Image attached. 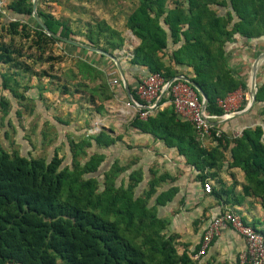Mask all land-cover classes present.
<instances>
[{
    "label": "trees",
    "instance_id": "trees-1",
    "mask_svg": "<svg viewBox=\"0 0 264 264\" xmlns=\"http://www.w3.org/2000/svg\"><path fill=\"white\" fill-rule=\"evenodd\" d=\"M44 1L37 0L36 9L51 32L121 57L125 38L105 18L74 30ZM125 27L139 40L127 61L119 60L133 98L145 104L130 85L142 76L157 73L164 81L188 76L207 97L213 143H204L172 107L157 108L146 118L140 116L144 109L137 111L129 126L176 148L202 183L214 178L218 184L220 170L240 168L242 195L257 198L264 210V120L244 128L240 136L223 130L227 121L219 122L226 113L219 100L248 91L247 80L229 66V50L233 43L264 42V0H137ZM91 56L107 59L117 71L109 58L43 31L32 18V0L8 2L0 9V65L12 70L0 74V89L10 96H0L2 119L11 109L10 98L33 111V100L25 95L30 86L21 82L24 76L45 78L59 94L78 95L100 113L116 85L92 64ZM169 98L162 96L157 106ZM249 111L264 116V77L259 75ZM84 136L68 139L69 159L57 149L50 157H33L0 146V264H209L186 249L178 252V235L164 233L167 220L158 215V206L178 192L176 186L163 189L174 179L154 168L144 175L142 167H133L135 161L104 164L105 153L87 150L109 147L118 138L104 129ZM248 224L264 235V229Z\"/></svg>",
    "mask_w": 264,
    "mask_h": 264
},
{
    "label": "crops",
    "instance_id": "crops-1",
    "mask_svg": "<svg viewBox=\"0 0 264 264\" xmlns=\"http://www.w3.org/2000/svg\"><path fill=\"white\" fill-rule=\"evenodd\" d=\"M71 1L50 0L49 3L52 8L49 6L47 9L49 8L60 19L68 20L74 30L85 29V24L95 18L108 20L104 14L95 8V2L98 0ZM53 3L57 4L58 8L56 10L53 8ZM108 23L111 24L110 22ZM136 39L135 46L139 41L138 38ZM240 45L233 43L230 46L229 66L234 75L243 76L247 80L248 91L237 90L231 93V98L233 95H237V98L232 103L233 107H224L226 111L224 115L242 110L240 109L242 103L246 101L245 108L249 102L250 68L248 70L245 67L246 62L244 59H242L244 60L243 62L240 60L236 63V68H233L230 63V60L236 54L237 47H240ZM252 48L253 46H250L249 49ZM132 49L128 47L127 49H122L119 52L121 57L117 58L118 61L121 58L127 61L128 53ZM240 49L246 50V47L241 46ZM91 62L105 70L111 78H117L115 75L118 71L113 69L112 66L106 67V62L102 61L100 56H91ZM262 65H264V62ZM104 66L105 68H103ZM5 72L11 73L12 70L7 65H0V74ZM20 78L23 85L27 84L30 86L25 95L33 100V111L30 113V108L25 110L15 100L12 101L10 98L13 103L9 113L4 119H2L0 114V125H3V128L5 127L1 131L3 132L2 135L5 138L4 132L8 134V137L5 138V142L8 141V146L5 148L16 149L20 155L27 154L33 157H50L54 150L57 149L60 156L69 159L71 152L68 147V139L78 140L85 137L86 131L92 125H98L99 131L104 129L110 136L117 137L118 140L106 148L93 146L92 151L87 150L88 153L94 152V150L105 153L106 164L109 165L114 159H118L122 164L135 161L136 163L133 167H142L144 175L148 174L149 168H154L159 173L166 172L174 179L170 183H167V180L163 184V189L176 186L178 187V192L172 200L162 206H158V215L167 220L164 233L166 235H178V252L186 249L189 253L192 252L194 257L198 251L197 249H199L200 239L206 226L212 218L225 210L241 214L248 223L253 221L245 218V214L253 218L255 216L259 217L264 221V210L260 205V201L254 197L243 196L241 193L244 173L240 168L231 167L220 170L218 184L214 178L208 180L212 190L207 193L203 189V183L196 178V170L187 163L185 157L179 154L176 148H169L162 139H154L150 134L141 133L129 126V121L136 111L125 105L126 100L129 98L126 95L120 76L121 86L114 84L116 85L114 95L104 103L100 113H97L86 103H81L78 95L59 94L57 89L54 88L55 85L48 84V80L45 78L42 80H37L35 77L29 78V76ZM135 84L136 80H133L130 85L134 87ZM6 93L8 92L2 90L0 94L6 95ZM24 104L26 105L27 103L25 102ZM157 105L158 103L148 115L157 108L172 107L168 101L159 106ZM18 110H22L19 116L16 114ZM249 110L224 120L227 123L224 125L223 130L233 134L238 130L251 127L264 120V116H260L259 112H250ZM56 118L63 122H59ZM261 125L264 138V123ZM9 127L12 128L11 134L8 133ZM201 138L206 144L213 143L210 138ZM126 175L125 173L123 176L126 177ZM244 250L245 241L243 237L231 227H224L210 242L205 253L195 259H198L201 263L209 264H239L240 256Z\"/></svg>",
    "mask_w": 264,
    "mask_h": 264
},
{
    "label": "built area",
    "instance_id": "built-area-1",
    "mask_svg": "<svg viewBox=\"0 0 264 264\" xmlns=\"http://www.w3.org/2000/svg\"><path fill=\"white\" fill-rule=\"evenodd\" d=\"M11 0H0V9ZM111 84H117L118 79L113 78L110 80ZM166 81L157 73L149 74L140 77L135 84V93L145 102L140 104L139 102L131 101L127 99L125 105L131 107L136 112L143 110L140 106L146 105L140 116L145 118L150 111L155 108L156 102L159 99L160 93L164 90ZM173 84V85H172ZM171 90L164 92L163 96L170 97L168 102L172 105L174 112L184 120L192 123L196 131L201 137H212V123L210 116L203 110L201 100H199L195 90L186 82L182 80H175L172 83ZM228 100H231L230 95L225 100H219V105L225 107ZM221 116L220 118H222ZM99 131L98 125H92L90 129L86 131V136L93 135ZM242 130H238L233 133V136H240ZM220 131L215 132V136H219ZM203 189L209 193L212 190L209 181L203 183ZM224 227H231L238 232L245 241V250L240 256L239 264H264V235L256 230L253 226L245 222L242 215L225 210L219 215L211 219L206 226L202 237L200 239V246L194 258H198L203 255L210 244V242L220 233V230Z\"/></svg>",
    "mask_w": 264,
    "mask_h": 264
},
{
    "label": "rangeland",
    "instance_id": "rangeland-1",
    "mask_svg": "<svg viewBox=\"0 0 264 264\" xmlns=\"http://www.w3.org/2000/svg\"><path fill=\"white\" fill-rule=\"evenodd\" d=\"M44 2L52 8V6L49 3V0H45ZM71 2H73V0ZM136 3H137V0H98L97 2H95V4H96L95 8L98 9L100 11V13L104 14L105 17L109 20V21L108 20L107 21L110 22L111 24H113V26H116V28L120 30L123 37L125 38V44L123 46V49H125V48L127 49V47L132 49L137 42V39L135 38V36L125 27L126 17L128 15V13H130V11L133 9V7L135 6ZM53 8H54V10H56V8H58L56 3H53ZM2 13H4V12H2ZM4 15H5V13H4ZM241 46L246 47V50L240 49ZM250 46H253V48L249 49ZM262 51H264V42H259V43L256 42L252 45L241 42L240 47H237V50L235 51L236 54L230 60V63H231L233 68H236L237 67L236 63H238L240 60L242 62L245 60V62H246L245 67H247L249 70L250 63L253 61L255 56H257ZM83 54H86L89 56L90 53H84L83 52ZM100 58L102 59V61L106 62V64H105L106 67L109 66V62L107 59H105L103 57H100ZM242 59H244V60H242ZM121 60L124 61V58H122ZM105 66L103 68H105ZM263 66L264 65H262L258 70L259 77H264V67ZM1 91L2 90L0 89V93H1ZM1 95L10 97L8 93H6V95L0 94V96ZM236 96L233 95L231 100H228V102L226 104L227 108L233 107L232 103L235 102V100L237 98ZM12 101H13V99H12ZM12 101H10L11 104L13 103ZM23 103H25V101H23ZM65 111H67V109H65ZM4 128H3V125H0V146L5 148L8 146V141L6 140L7 142H5V138L2 135L3 132H1L2 130H4ZM11 130H12V128L9 127L8 128L9 134H11ZM88 151H92V149H89ZM106 162H107V159H105L104 164ZM99 180H101V177H99ZM239 201L242 202L241 199H239ZM244 216H245V218L249 219L250 221H253L252 223L255 225V227L257 229L261 230L264 228V221L262 219H260L259 217L255 216L253 218V217H250L248 214H245Z\"/></svg>",
    "mask_w": 264,
    "mask_h": 264
},
{
    "label": "water",
    "instance_id": "water-1",
    "mask_svg": "<svg viewBox=\"0 0 264 264\" xmlns=\"http://www.w3.org/2000/svg\"><path fill=\"white\" fill-rule=\"evenodd\" d=\"M37 0H32V18L36 21V23L43 29V31H45L48 35H52L54 37H57L59 39H61L62 41L66 42V43H70L79 47H82L84 49L93 51L95 53H98L104 57L109 58L110 60L113 61V63L115 64L117 71L119 73V76L121 78L122 81V85L124 87V90L126 92L127 97L131 100V101H135L136 100L133 98L130 89H129V85L126 81L125 75L123 73L122 67L120 62L118 61V59L111 53L98 48V47H94L92 45L83 43L81 41H77V40H73V39H69V38H64L59 36L58 34H55L53 32H51L47 26L45 25L44 21L42 20V18L38 15L37 13ZM264 62V51L260 52L253 60V62L251 63V67H250V79H249V102L246 105V107L238 112H234L232 114H226L223 115V117L219 120V122H223L224 120H227L228 117H232V116H236L239 114H243L246 111H248L250 109V107L253 105L254 100H255V95H256V91H257V72L261 66V64ZM175 80H182L184 82H186L187 84H189L194 90H196V92H198L201 96V105L203 110H205L206 108V104H207V97L204 94V92L202 91V89L194 82L192 81L188 76L186 75H176L173 76L172 78H170L169 80L166 81L165 83V87L164 90L160 93L159 99L157 100L156 104L159 102V100L161 99V97L163 96L164 92L167 91V89L170 87V85L175 81ZM141 108H148L146 105H141Z\"/></svg>",
    "mask_w": 264,
    "mask_h": 264
}]
</instances>
